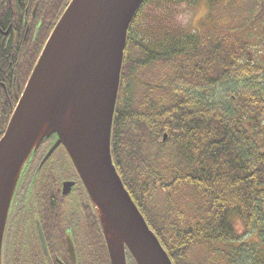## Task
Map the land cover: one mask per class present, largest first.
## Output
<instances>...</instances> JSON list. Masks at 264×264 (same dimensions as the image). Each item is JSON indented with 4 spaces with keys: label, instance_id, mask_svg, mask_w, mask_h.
<instances>
[{
    "label": "trees",
    "instance_id": "trees-1",
    "mask_svg": "<svg viewBox=\"0 0 264 264\" xmlns=\"http://www.w3.org/2000/svg\"><path fill=\"white\" fill-rule=\"evenodd\" d=\"M197 1L143 0L136 12L127 31L111 126V158L172 264H264V76L248 55L264 43V0H254L248 10L244 0H205L209 25H201L202 30L160 27L156 32L145 24L143 11L154 2L193 6ZM30 2L44 14L43 45L69 0ZM2 13V23L9 25L10 9ZM40 49L27 70H18L25 73L18 77L16 96ZM53 140L43 142L41 156ZM56 170L65 174L68 168L59 162ZM35 173L34 168L32 178ZM63 177L49 172L47 187H32L31 211L15 205L14 196L3 264L49 260L38 239L29 248L31 255L25 254L20 235L35 231V221L52 259L66 260L63 233L73 224L62 208L57 183ZM82 196L87 206L82 209L88 212L75 231L78 264H110L84 190ZM49 232L61 235L50 241ZM128 264H133L129 256Z\"/></svg>",
    "mask_w": 264,
    "mask_h": 264
},
{
    "label": "water",
    "instance_id": "water-1",
    "mask_svg": "<svg viewBox=\"0 0 264 264\" xmlns=\"http://www.w3.org/2000/svg\"><path fill=\"white\" fill-rule=\"evenodd\" d=\"M143 0H70L51 31L0 140V264L23 170L43 141L42 163L63 147L94 208L110 264H172L124 188L110 137L128 28ZM165 139V137H164ZM73 182H64L68 195ZM43 252L48 256L37 224ZM72 264L73 240L65 235Z\"/></svg>",
    "mask_w": 264,
    "mask_h": 264
},
{
    "label": "flooded vegetation",
    "instance_id": "flooded-vegetation-1",
    "mask_svg": "<svg viewBox=\"0 0 264 264\" xmlns=\"http://www.w3.org/2000/svg\"><path fill=\"white\" fill-rule=\"evenodd\" d=\"M30 1L31 0H29L26 4H19L18 0H0V140L4 135L6 127L12 116L13 110L25 86L24 84L20 94L16 96L18 90V77L21 76V74L22 76H24L25 73L21 71L22 73L19 74L20 71L18 70H27L28 65L33 62V57L36 55L38 49H42L43 47V34H40V25L42 23L44 14L42 13V11H39V5L35 4L34 6H32V3ZM2 9H10L11 18L9 25H4L2 23V19L5 18L4 14L2 13ZM51 29H53V27ZM259 46H262L260 50L258 49L257 52L254 54L253 52H248V55L250 57V61H252V64L255 65L256 63L259 65L258 67L260 68V72L262 76H264V43L260 42ZM35 59H37V57ZM34 156L29 167L27 168L25 177L23 178L16 192L15 205L17 203L21 204L25 206L27 210L29 209L31 211V208L28 204L31 189L32 187H34V185H37L39 188L47 187V183L49 182V172L53 173V176L58 177V179L64 175V177L61 178L57 183L59 185V192L61 184L65 181L64 179L68 178L69 176L72 177H69L66 180L71 179V181L75 184L74 191L79 192V195L78 197L74 195L70 202L66 200L67 198H64L62 208L66 212L67 219H70L73 225H71L70 229H66L63 235L65 237V234L67 232H71L73 243L75 246L76 241L74 238L76 228L80 227L82 217L87 218L86 216L88 212L82 209L87 206H85V203L82 201L83 196L81 194L80 186L71 172L67 173V171L65 170H63L65 174L57 172L58 170H56V167L59 164V160L52 161L51 163H49L48 168L43 170V167H45L46 165L44 164L43 166H41V160L43 158V155L41 156V153L37 151L36 155ZM60 166H63V162H60ZM34 168L36 169V177L32 178ZM53 180L55 181V179ZM57 193L58 192L54 189L55 196L57 195ZM33 207L37 208L35 205H33ZM34 211L35 209L32 210V213ZM36 224L37 221H35L36 234L33 228H31L30 230H27L20 235V238L23 239L21 241L24 243L25 254L28 253L29 255H31L29 248H34L36 246L35 240H39ZM53 229L54 231H57L56 228ZM60 235L61 234L58 232H54L52 234L49 232V238L51 239L50 241L57 240ZM43 236L45 242H47L44 232ZM47 249L49 254V260L45 261L44 264H57V260H59L61 264H72L68 253H66L67 256L65 261L60 260L58 258L52 259V254L50 253V248L48 247V244ZM76 259L78 264L79 259L77 254Z\"/></svg>",
    "mask_w": 264,
    "mask_h": 264
},
{
    "label": "rangeland",
    "instance_id": "rangeland-1",
    "mask_svg": "<svg viewBox=\"0 0 264 264\" xmlns=\"http://www.w3.org/2000/svg\"><path fill=\"white\" fill-rule=\"evenodd\" d=\"M253 2L254 0H244V10H248V8L252 6L250 4H253ZM235 12H237L236 9ZM208 13L209 11L205 0H198L193 6H188L185 3L163 4L154 2L153 4L148 5L143 11L146 26L156 32L158 31L157 28L160 27L170 28L174 31L184 28L189 30H202L201 25H209L207 18ZM258 48L260 50L262 46H258ZM57 155L58 153H55V157H52V161H62V158ZM66 179L67 178L64 180ZM74 195L78 197L79 192L73 191L72 197ZM72 197H68L66 200L70 202ZM238 230L241 229L238 227Z\"/></svg>",
    "mask_w": 264,
    "mask_h": 264
}]
</instances>
